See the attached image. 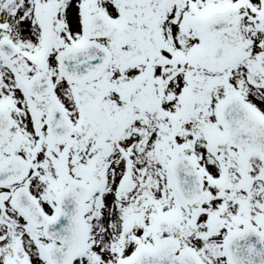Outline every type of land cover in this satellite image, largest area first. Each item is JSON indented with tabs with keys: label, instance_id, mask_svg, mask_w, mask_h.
Wrapping results in <instances>:
<instances>
[{
	"label": "snow or ice",
	"instance_id": "obj_1",
	"mask_svg": "<svg viewBox=\"0 0 264 264\" xmlns=\"http://www.w3.org/2000/svg\"><path fill=\"white\" fill-rule=\"evenodd\" d=\"M0 264H264V0H0Z\"/></svg>",
	"mask_w": 264,
	"mask_h": 264
}]
</instances>
